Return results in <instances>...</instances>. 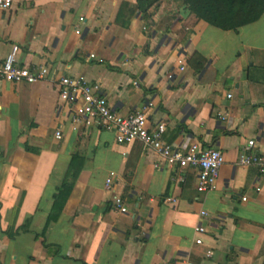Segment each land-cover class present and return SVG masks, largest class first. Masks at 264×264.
Masks as SVG:
<instances>
[{
	"label": "crops",
	"instance_id": "1",
	"mask_svg": "<svg viewBox=\"0 0 264 264\" xmlns=\"http://www.w3.org/2000/svg\"><path fill=\"white\" fill-rule=\"evenodd\" d=\"M150 14L135 0H14L0 12V61L16 45L18 66L48 71L33 85L0 82V264H264V173L238 164L251 140L264 155V15L236 32L180 0ZM63 75L119 116L152 103L148 121L166 124L168 145L219 150L215 189L197 193L193 170L138 140L117 145L110 126L75 122L54 82ZM69 171L76 182L43 235Z\"/></svg>",
	"mask_w": 264,
	"mask_h": 264
},
{
	"label": "built area",
	"instance_id": "2",
	"mask_svg": "<svg viewBox=\"0 0 264 264\" xmlns=\"http://www.w3.org/2000/svg\"><path fill=\"white\" fill-rule=\"evenodd\" d=\"M13 2L14 0H0V12L12 9ZM17 52L18 47L12 45L10 52L0 61V82L33 85L38 81H44L48 75L47 69L43 66L33 69L18 66L15 59ZM91 57L93 56L91 55ZM183 69L180 66L179 70ZM54 82L59 87L60 100L74 109L75 122L79 118H90L110 126L115 132L117 145L138 140L143 146L153 150L169 166L193 170L198 181L196 184L197 193L203 194L215 189L219 180V171L223 164L222 153L213 148L201 149L194 144L183 152L179 148L164 143L162 137L166 131V124L161 122L153 127L148 121L147 114L152 103L143 105L127 116H119L111 109L108 99L96 94L84 78H72L63 75L55 79ZM133 85L136 86L137 82H133ZM56 136L59 138V133ZM254 142L251 140L243 147L238 164L242 167H256L264 173V155L252 152ZM112 182L114 180L111 174L105 183L106 189H110ZM114 206V211L121 215L127 212L120 199H115ZM205 215V212L201 214L202 217ZM205 230L206 228L201 226L195 230V233L204 235ZM195 244L201 245V240H196Z\"/></svg>",
	"mask_w": 264,
	"mask_h": 264
},
{
	"label": "trees",
	"instance_id": "3",
	"mask_svg": "<svg viewBox=\"0 0 264 264\" xmlns=\"http://www.w3.org/2000/svg\"><path fill=\"white\" fill-rule=\"evenodd\" d=\"M161 0H135V10L143 21H149L152 16L150 9L158 6ZM190 13L212 27L223 31H238L241 27L260 20L264 15V0H180ZM124 6H121L116 22L124 18ZM194 61L203 66L204 59L194 57ZM71 172V171H69ZM71 179L67 176L56 193L53 195L52 209L47 217V224L43 229V235L50 224L59 217L65 202L76 182L77 173H72Z\"/></svg>",
	"mask_w": 264,
	"mask_h": 264
}]
</instances>
